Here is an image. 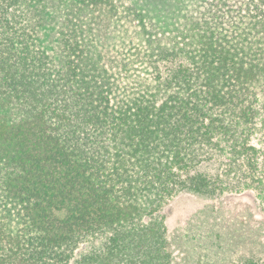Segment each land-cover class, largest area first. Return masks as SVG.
I'll return each instance as SVG.
<instances>
[{
    "label": "trees",
    "instance_id": "16d2710c",
    "mask_svg": "<svg viewBox=\"0 0 264 264\" xmlns=\"http://www.w3.org/2000/svg\"><path fill=\"white\" fill-rule=\"evenodd\" d=\"M244 191L264 213V0L174 34L114 0H0V264H171L165 206Z\"/></svg>",
    "mask_w": 264,
    "mask_h": 264
},
{
    "label": "rangeland",
    "instance_id": "374dc122",
    "mask_svg": "<svg viewBox=\"0 0 264 264\" xmlns=\"http://www.w3.org/2000/svg\"><path fill=\"white\" fill-rule=\"evenodd\" d=\"M134 7L165 34L204 0H114ZM103 43L123 44L116 17L105 16ZM171 264H228L255 257L264 262V213L252 191L206 199L183 193L164 208Z\"/></svg>",
    "mask_w": 264,
    "mask_h": 264
}]
</instances>
